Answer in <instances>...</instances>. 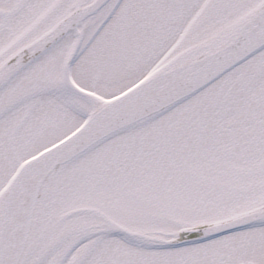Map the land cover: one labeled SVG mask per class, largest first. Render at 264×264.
<instances>
[{"label":"snow or ice","instance_id":"1","mask_svg":"<svg viewBox=\"0 0 264 264\" xmlns=\"http://www.w3.org/2000/svg\"><path fill=\"white\" fill-rule=\"evenodd\" d=\"M0 264H264V0H0Z\"/></svg>","mask_w":264,"mask_h":264}]
</instances>
